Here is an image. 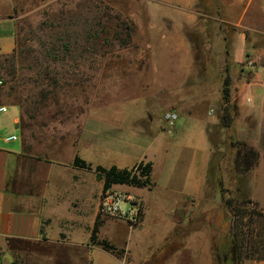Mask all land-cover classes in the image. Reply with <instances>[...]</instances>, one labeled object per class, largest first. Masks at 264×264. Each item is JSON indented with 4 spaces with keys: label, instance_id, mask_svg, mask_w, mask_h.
<instances>
[{
    "label": "rangeland",
    "instance_id": "374dc122",
    "mask_svg": "<svg viewBox=\"0 0 264 264\" xmlns=\"http://www.w3.org/2000/svg\"><path fill=\"white\" fill-rule=\"evenodd\" d=\"M5 1L12 8L7 14L0 13V18L11 19L6 20L3 29L12 30L14 24L13 49L22 51L15 57V79L4 83L0 94V104L7 107V111L0 114V132L15 134L13 143L23 141L25 148L32 152H46L48 157L68 163L75 149L72 141L82 136L87 138L95 131L101 134L98 144L114 145L112 149L116 152H120L118 149L121 147L126 149L124 145L120 146V142L117 144L115 139L108 135L105 138L102 133L108 127L121 124L122 119L136 121L134 118L149 108L151 127L160 131H164L163 113L173 109L178 111V106L182 110L195 109L198 115L208 112L217 116L221 99L216 105L210 102L218 96L215 88L220 85L219 77H185L180 73L174 77L167 76L170 82L174 80L177 102L162 100L161 94L171 93L155 90L167 81L166 74L162 69L154 73L145 67L144 61L136 59V54L151 52L159 47L152 44V39L159 36L161 30L168 36L180 35V31L173 27L152 25L150 0H0V12L5 8ZM210 5L213 10V3ZM183 33L192 40L194 50L200 54L205 41L215 34V27L204 22L193 28H184ZM172 46L167 45L169 49L166 48V51H173ZM13 49L8 53L0 52V63ZM0 75L5 80L11 78L5 71ZM152 78L156 79L155 86ZM146 83L149 85L147 89L144 88ZM10 86L14 87L11 92ZM251 96L254 104L264 102V88L258 87L253 93L250 89L238 88L231 93V101L237 107L232 128L218 134L216 122L210 123L209 166L219 157L221 171L209 179L207 196L198 209L184 215L183 219L177 218L175 230L162 239V234L171 224L166 216L168 203H157L154 198H149L144 226L141 223L131 226L122 219L101 212V182L90 178V189L96 190V215L100 221L97 237L108 240L115 247L108 250L95 245L89 253L92 264H215V243L223 246L231 217L220 197V186L235 195L238 185V196L245 199H251L252 187L262 203L257 202V208L264 213V132L258 143L243 140L258 151L257 168L251 175H244L243 181L237 180L234 171L232 181L229 176L234 154L229 138L231 135L232 139H238L234 131L246 128L249 120L241 116L239 103L245 101L249 111ZM18 97L27 99L24 107L28 108V113L26 109L22 111L13 105ZM203 99L209 104L200 103ZM17 116L19 122L14 125L13 120ZM183 119L179 115L178 121L183 122ZM139 143H135L136 150H139ZM102 149L94 151L93 160L104 163V154L106 158L113 156ZM136 150L129 155H138ZM86 173L91 176L94 172ZM155 176L157 180L163 177L162 167L157 168ZM74 238L79 242L88 240L82 232ZM66 248L72 252L75 247ZM10 258L11 255L5 253L0 256V263L10 264ZM25 258L32 264L40 263L41 259L38 254L26 257L21 251L11 260L27 264ZM256 262L246 259L243 264Z\"/></svg>",
    "mask_w": 264,
    "mask_h": 264
},
{
    "label": "crops",
    "instance_id": "0c3cea01",
    "mask_svg": "<svg viewBox=\"0 0 264 264\" xmlns=\"http://www.w3.org/2000/svg\"><path fill=\"white\" fill-rule=\"evenodd\" d=\"M150 1L152 25L173 27L180 31V35L168 36L161 30L160 35L152 39V44L159 47L151 52L136 54V59L144 61L148 70L158 73L162 69L166 78L178 73L185 77H219L220 85L215 88L218 96L210 102L211 105H216L221 99L220 90L225 75L230 77L231 93L238 88L250 89L252 93L258 87L264 88V0ZM210 3H213V10L210 9ZM5 4L3 12H0L2 14H7L12 8L8 1ZM6 20L11 19L0 18V52L3 53L10 52L14 46V24L12 30L3 29ZM204 22L214 25L215 34L205 41L203 51L199 54L183 29ZM200 28L203 32L201 25ZM170 44L173 45V51H166ZM151 80L153 84L156 83V79ZM148 83L144 84L145 89ZM174 84L173 79L170 82L167 78L155 91L171 93L161 94V99L177 102ZM250 98L252 105L249 111L244 105L245 101L239 103L241 116L249 120L246 128L242 132L237 128L234 134L240 140L258 143L264 132V102L254 104L253 96ZM250 98L247 100L250 101ZM200 103L209 104L206 99ZM180 107L178 111L173 110L184 119L183 122L178 121L172 132L151 127V108L134 118L136 121L122 119L121 124L101 132L105 138L109 136L117 144L120 142V146L124 145L126 149L116 148L120 152L113 151L114 145L98 144L101 134L96 131L87 138L82 136L74 139L71 144L75 149L68 163L48 157L46 152H32L25 148L23 141L13 143L14 140H0V256L7 253L13 258V255L24 251L26 257L38 254L41 257L38 264H92L89 253L95 244L90 242L89 237L97 219V197L96 190L90 189V178L95 180L96 175L93 173L90 176L86 172L92 170L86 171L72 165L76 153L92 166L116 165L124 168L141 160L151 161V188L126 184H115L112 188L141 199V226L145 223L149 198H154L157 203H168L166 216L171 224L161 239L172 233L177 225L175 220L183 219L184 215L197 210L207 196L211 157L209 125L217 121V117L211 113L198 115L195 109L182 110ZM18 122L17 116L13 123L18 125ZM137 142H140V146L138 155L134 157L129 154L136 150ZM130 147L132 150H129ZM101 148L105 153L113 154L110 158L104 154V163L92 159L94 151L99 152ZM258 164L247 174L251 175ZM160 167L163 177L157 180L155 175ZM98 181L101 182V191L102 181ZM154 190L156 193L150 195ZM250 190L251 199L262 204L255 190L252 187ZM81 232L88 237L86 242L75 240L74 236ZM71 246L75 250L67 251L66 247ZM11 258L9 263L13 262ZM25 261L32 264L26 258ZM256 264H264V260Z\"/></svg>",
    "mask_w": 264,
    "mask_h": 264
},
{
    "label": "trees",
    "instance_id": "16d2710c",
    "mask_svg": "<svg viewBox=\"0 0 264 264\" xmlns=\"http://www.w3.org/2000/svg\"><path fill=\"white\" fill-rule=\"evenodd\" d=\"M22 51L16 52V49L9 55L3 57L0 63V72L5 71V74L11 76L10 79L5 80L0 75V94L4 83H8L15 79V57L21 54ZM8 63L7 66H5ZM10 92L14 87H9ZM10 92H8L10 94ZM221 103L217 114V121L215 123L216 131H222L231 128L233 118L237 107L231 101L230 77L225 75L221 86ZM29 96H27L28 98ZM27 99L20 98L14 102L22 111L28 113V108L24 107ZM230 135L229 146L233 150L232 167L230 168V179H233V171L238 181H243L244 175L253 168L259 159L258 151L248 145L245 141L239 139H232ZM216 161L208 167V183L209 179L221 171V164ZM72 165L85 169L92 170L96 178L102 181V192L112 188L115 184H126L134 187L151 188L153 182L151 180V161L141 160L131 167L119 168L116 165L105 167L102 165L92 166L91 163L85 161L77 153L74 155ZM221 183V181H220ZM236 194L232 195L231 191L223 186H220V197L225 203L226 208L230 211V225L224 234L223 246L215 243L213 254L215 264H243L244 260L252 259L255 261L264 260V213L257 208V203L252 199L241 198L238 196L240 189L236 185ZM239 191V192H238ZM248 204H250L248 207ZM99 218L96 219L95 224L91 230L89 240L92 244L100 245L104 249L113 250L115 247L106 239H99L97 237ZM3 264V263H0ZM10 264H17L15 261Z\"/></svg>",
    "mask_w": 264,
    "mask_h": 264
},
{
    "label": "built area",
    "instance_id": "2783aa9c",
    "mask_svg": "<svg viewBox=\"0 0 264 264\" xmlns=\"http://www.w3.org/2000/svg\"><path fill=\"white\" fill-rule=\"evenodd\" d=\"M6 111V105L0 104V114ZM162 119L165 123L164 130L170 132L176 128L179 115L175 110H168L163 113ZM15 139V134L0 132V140L9 142ZM99 208L102 213L122 219L131 226L139 224L141 220L142 204L140 199L113 188L101 193Z\"/></svg>",
    "mask_w": 264,
    "mask_h": 264
}]
</instances>
